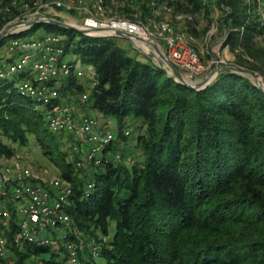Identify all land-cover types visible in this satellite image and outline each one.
<instances>
[{"label":"trees","instance_id":"1","mask_svg":"<svg viewBox=\"0 0 264 264\" xmlns=\"http://www.w3.org/2000/svg\"><path fill=\"white\" fill-rule=\"evenodd\" d=\"M113 1L105 0L108 6ZM128 1L124 11L129 18L137 11L144 18L151 1H166L192 15H209L211 10L203 0ZM217 5L232 63L264 76L261 4L217 0ZM0 18L2 24L8 19ZM193 20L185 27L192 34ZM39 24L64 34V52L79 55L93 67L82 109L91 107L114 118L119 133L132 116L139 120V132L130 152L116 153L113 140L104 145L101 163L78 168L77 155L64 147L60 133L48 128L46 113L14 81H4L9 74L0 71V156L16 155L31 136L72 184L65 205L70 223L61 226L66 232L57 247L29 241L17 246L11 239L16 230L12 218L10 228H2L9 251L0 256V264H29L39 257L46 264H65L66 240L85 263L97 255L105 264H264V91L254 80L221 70L204 87L190 88L159 64L127 52L114 36L49 23L34 24L26 32L34 33ZM68 81L72 94L84 92L75 75ZM100 167L85 189L81 174ZM56 233L52 230L53 236ZM90 242L98 246L96 254ZM60 252L65 253L63 259L58 258ZM45 253L50 258H44Z\"/></svg>","mask_w":264,"mask_h":264},{"label":"built area","instance_id":"2","mask_svg":"<svg viewBox=\"0 0 264 264\" xmlns=\"http://www.w3.org/2000/svg\"><path fill=\"white\" fill-rule=\"evenodd\" d=\"M203 1L210 4V13L220 12L217 0ZM256 1L261 4V0ZM61 8L79 14L81 22L75 25L81 28L106 29L102 33L87 34L108 35L105 33L120 29L131 35L155 41L168 60L191 81L203 76L214 66L233 60H227L223 55V50L229 49L224 43L223 34L217 40L215 52L208 62L204 63L199 51L193 46L194 35L185 28L186 23L193 20V15L174 10L166 1H151L150 12L144 18H140L138 13L129 18L110 15L105 0H0V14L2 18L8 17L4 24L0 18V33L6 25L14 24L1 39L6 35L30 29L32 24H25L22 22L24 20L58 18V15L51 14H57L56 10ZM214 19L212 27L216 29V17ZM137 42L140 46L135 47L148 54L146 49L150 45L144 41ZM64 43L65 35L56 32L39 34L37 37L32 33L29 37L11 39L5 43V50L9 55L2 64L8 74L23 73L18 85L19 91L30 97L37 109L46 113L47 125L52 132L66 133L62 135L61 141L63 142L65 138L74 144L73 148L77 152L76 167L87 169L91 165L101 163L102 149L105 144L114 140V135L107 130V122L98 116L85 109L73 111L68 99L60 102L58 98L60 86L55 77L58 74L81 76L84 73L78 68L74 72L75 66L61 59ZM220 45H223L221 49ZM29 47L33 48L31 52H28ZM230 53L233 56L231 51ZM33 56H37L38 59L33 60ZM90 67V70L93 69ZM86 98V92L78 96L81 102ZM124 134H129V130L126 129ZM63 145L65 147L64 142ZM91 185L92 183H88V187ZM71 192V182L60 175L41 174L17 155L0 156V200L4 201L8 196L19 200L18 203L5 202V205L0 207V256L8 255L9 240L2 232V228L9 229L12 218L16 222V230L12 233L11 239L17 246L20 247L25 241H29L57 247L59 239L52 236V230L69 225L70 217L65 205ZM12 211L15 217H12ZM59 236L61 239L65 237L64 234ZM88 245L96 254L98 246L92 242ZM64 246L69 261H78L77 249L73 243L66 240ZM12 262L9 261L10 264ZM34 264L46 263L37 259Z\"/></svg>","mask_w":264,"mask_h":264},{"label":"rangeland","instance_id":"3","mask_svg":"<svg viewBox=\"0 0 264 264\" xmlns=\"http://www.w3.org/2000/svg\"><path fill=\"white\" fill-rule=\"evenodd\" d=\"M169 1V0H167ZM171 1V0H170ZM129 3L128 0H114L112 4L108 6L109 8V13L110 15H115V16H126L125 15V5ZM131 7H135V2H131ZM57 14H51V15H58V19L64 20L67 22H72L74 24H79L81 22V17L79 14L75 12H70L65 8L57 9L56 10ZM138 14H140L139 11H137ZM264 13V0H261V6L258 8V14L261 16V14ZM220 12L218 14L213 11L209 15L203 14V13H197L193 15V28L194 32L193 35L195 37V41L193 42V46L199 51L201 55V59L204 63H207L210 57L212 56L213 52L216 50V46L218 45L217 40L220 39L223 34H224V28L220 26ZM214 17H216V22H217V28H213L212 23L215 20ZM183 27V24H181ZM34 36L37 37L39 34H44V33H50V32H57V29L55 27H46L43 24H39L33 31ZM211 33V34H210ZM31 36L30 32L23 31L22 33H17V34H11V35H6L3 37V42L0 43V71H4L5 67L3 66V62L5 59L8 57L9 53L6 52L5 50V43L11 39H18V38H24V37H29ZM209 37V38H208ZM112 39L119 45H121L123 48L127 50L130 54H137L140 59H146L148 58L151 60H154L151 57H148L141 49L135 47V45L131 42L129 38L126 37H121V36H114ZM260 42L264 44V35L259 38ZM223 47V45H220V49ZM33 48L29 47L28 52H31ZM213 50V51H212ZM14 53V51H12ZM224 52L230 55V60H232L233 56L230 53V50L225 48L223 50V55ZM33 60L38 59L37 56L32 57ZM61 59L67 61L68 63L73 64L74 67V72L76 69H81L84 73L81 76H77V82L81 83L84 85V92L88 93L91 89L92 86V78L94 76V71L93 69L90 70V66L87 63H83L81 60V57L79 55H76L70 51L64 52L61 54ZM147 60V59H146ZM150 61V60H149ZM93 68V67H92ZM70 77V74L66 75H61L58 74L55 77V80L59 86H61V90L59 91V100L60 102H63V100L68 99L70 105L73 108V111H76L82 107L83 102H81L78 99V94H72L71 90L72 87H69L68 84V79ZM259 78L261 79L262 82H264V76L259 75ZM4 81H14L15 85L18 88V85L21 82V77L19 73L14 72L12 74H9L3 78ZM80 107V108H78ZM88 112L96 115L99 117V119L104 120L107 122V130L110 131L114 135V147L119 148L116 153H127L130 152L131 145L132 143L136 140L138 130L136 129V125L139 123V120H136L134 117L130 116L127 117L124 120V127L123 131L125 129L130 130V133L125 135V138H123L124 133H119L117 129V123L116 120L112 117H103V114L98 111L97 109L89 107ZM66 135V133H63ZM63 134H58V136H61ZM63 139V138H61ZM65 144V148L70 151V154H77L76 150L73 148L74 144L71 143V141L66 140L64 138L63 140ZM12 146H16L15 144H11ZM15 154L25 163L30 164L33 168H35L39 173L45 174L48 176H58V170L57 168L49 162L41 153L39 146L36 144V142L33 140L31 136L28 137V142L26 145L17 147ZM117 161H121L120 159H117ZM102 171V167L100 168H94L90 170L89 172L82 173L81 176L83 177V182H84V188L86 189L87 187V180L88 178H92L95 176L96 173H99ZM13 201L14 203H18L19 200L12 198L11 196H8L4 199V201L0 200V207L5 205V202ZM57 233L56 238L61 240L60 234H64L66 232V229L63 227H58L55 230ZM114 231V225L111 224L110 227V233H109V238L112 237ZM50 234V233H49ZM53 236V234H52ZM54 237V236H53ZM87 247L85 244H81V248L85 249ZM87 253H85L84 257L87 258ZM44 258L48 259L50 258L49 253H45L42 255ZM65 256V253L60 252L59 259H63ZM89 257V256H88ZM35 258L31 261H29V264H33L34 260L40 259ZM88 259V258H87ZM65 264H105V260L100 257V256H94L93 261L89 262H84V261H76V262H70L69 259L65 262Z\"/></svg>","mask_w":264,"mask_h":264},{"label":"water","instance_id":"4","mask_svg":"<svg viewBox=\"0 0 264 264\" xmlns=\"http://www.w3.org/2000/svg\"><path fill=\"white\" fill-rule=\"evenodd\" d=\"M22 22H24L25 24H32V25L37 24V23H49V24H52L55 26L73 29V30L78 31L80 33H86V34L88 32H100V33H102V32L106 31V29H84V28H81L75 24L69 23V22L64 21V20H60V19L55 18V17H48L47 19L24 20ZM13 25L14 24L6 25L2 29V31L0 33V39L5 33L10 31V29ZM111 31H112L111 33L106 32L105 34H108L111 36H121V37L129 38L135 46L139 45L137 41H144L145 43L150 45L151 48L149 46L146 49V51L148 52V55L153 57V59H155V62L157 64H159L160 66H162L167 71V73L169 75H172L176 81H178V82H180V83H182V84H184L190 88L200 89V88L204 87L206 84H208L219 71L231 70V71H236V72H240V73L249 75L254 80V82L257 84V86L262 91H264V82H262L261 79L259 78V74H257L256 72H253L251 70H248L246 68H243L241 66H238L237 64L232 63V61L214 66L213 68L208 70L203 76H201V77H199L193 81L188 80L184 76V74L171 61L168 60L166 55L159 48V46L157 45V43L155 41H151V40L140 38L138 36L131 35L130 33H127V32L122 31L120 29H113Z\"/></svg>","mask_w":264,"mask_h":264},{"label":"crops","instance_id":"5","mask_svg":"<svg viewBox=\"0 0 264 264\" xmlns=\"http://www.w3.org/2000/svg\"><path fill=\"white\" fill-rule=\"evenodd\" d=\"M146 54V53H145ZM146 55H148V54H146ZM224 56L226 57V59L227 60H230V55L229 54H227L226 52H224ZM148 57H151L150 55H148ZM151 58H153V57H151ZM151 60V59H150ZM153 62H155L154 60H152ZM156 63V62H155ZM78 108H80V107H78ZM80 109H82V108H80ZM80 109H78L77 111H79Z\"/></svg>","mask_w":264,"mask_h":264}]
</instances>
